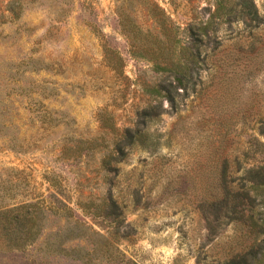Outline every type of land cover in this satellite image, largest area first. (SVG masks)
<instances>
[{"label": "rangeland", "instance_id": "obj_1", "mask_svg": "<svg viewBox=\"0 0 264 264\" xmlns=\"http://www.w3.org/2000/svg\"><path fill=\"white\" fill-rule=\"evenodd\" d=\"M10 1L0 0V264H82L47 255L70 230L86 235L68 246L89 250L91 264H213L234 231L223 225L209 236L201 215L216 158L228 161L236 184L242 167L264 164V0H25L18 17ZM164 13L178 49L201 48L195 89L178 108L145 91L169 73L129 52L146 34L168 49L172 35L157 21ZM104 41L121 51L123 73L105 62ZM158 102L161 114L143 120ZM106 113L120 130L143 127L161 141L155 151L135 145L124 157L113 193L128 205L117 235L109 219L83 209L109 196L102 152L78 164L59 158L66 140L111 141L99 120ZM62 202L72 208L68 221L51 212ZM34 204L42 227L36 242L5 250L8 218L19 207L32 213Z\"/></svg>", "mask_w": 264, "mask_h": 264}, {"label": "trees", "instance_id": "obj_2", "mask_svg": "<svg viewBox=\"0 0 264 264\" xmlns=\"http://www.w3.org/2000/svg\"><path fill=\"white\" fill-rule=\"evenodd\" d=\"M24 1H10L9 10L14 17L21 14ZM61 3L69 4V1L61 0ZM156 7L159 8V6ZM246 8L247 2H245L243 10ZM255 17H258L257 11H255ZM157 21H161L172 35L168 49L162 45L163 40L150 41L146 34L145 44L139 45L136 47L137 49L129 52L152 61L155 71L169 73V78L160 79L152 85H146L145 91L155 100L166 99L172 107L178 108L181 101L179 97L188 96L190 90L194 91L195 89L194 73H199L202 68L199 66L200 61L198 60L201 48L195 42L192 48L181 47L178 49L173 23L165 17V13ZM89 25L93 31L96 30L92 24ZM208 27L209 23L207 22L201 29L206 31ZM125 35L129 39H136L138 33H125ZM196 38L198 39V37ZM103 49L105 62L117 73H123L125 60L121 51L108 46L107 41H104ZM177 50H179L178 53ZM195 69L196 71H194ZM162 110H164V106L161 102H158L156 106H149L144 110L143 120H146L147 117L159 116ZM99 120L101 127L107 129V133L113 134L111 141L105 135L100 137V141L98 138L66 140L61 146L59 158L66 159L69 163L78 164L84 158L94 155L96 151L102 152L99 170L103 172L105 183L110 186L109 196L102 203L89 204L83 209L92 215L109 219V222L115 225V235H117L118 224L124 222L125 208L128 205L126 198L116 199L113 193L117 175L123 169L124 157L135 145L141 149L155 151L161 141L157 133L143 127H126L120 130L116 127L112 117L107 116V113L103 117L99 115ZM221 146L217 147V153ZM242 168L245 174L243 183L236 184L235 179L230 177L228 161L218 155L214 163V172L201 190L200 209L208 235L222 234L223 231H220V228L223 225H230L234 230L227 242L229 250L213 260V264H264V164ZM33 207L32 213L29 210H19V207L8 218V223L4 226L5 250L22 251L36 242L42 227L39 223V215L36 213L39 205L34 204ZM51 212L65 221L70 220L72 216V208L63 202L61 206L51 209ZM77 232L70 230L61 235L56 241V245L51 244L47 255L64 256L80 261L82 264H91L93 257L89 256V250L82 254L68 246V243L74 240L86 239L84 233ZM234 244L238 246V249L233 248ZM96 258L94 257V259Z\"/></svg>", "mask_w": 264, "mask_h": 264}]
</instances>
